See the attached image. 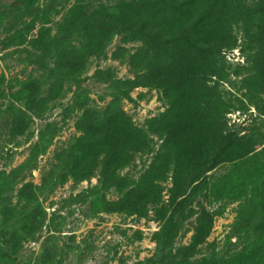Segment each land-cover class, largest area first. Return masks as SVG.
Instances as JSON below:
<instances>
[{
	"label": "rangeland",
	"instance_id": "rangeland-1",
	"mask_svg": "<svg viewBox=\"0 0 264 264\" xmlns=\"http://www.w3.org/2000/svg\"><path fill=\"white\" fill-rule=\"evenodd\" d=\"M90 3L95 4L96 12L90 16L95 29L103 21H120L122 13L128 23L129 11L144 10L140 0H0V243L15 264H36L37 260H44L39 264H153L160 255L157 237L178 226L172 257L180 259V247L191 242L195 216L181 222L174 208V170L169 169L162 181L158 180V171L153 177L155 185H159L154 190L161 192L160 202H149L152 194L144 192L147 187L141 188L146 186L147 172L148 181L155 174L150 165L161 144L160 137L146 128L162 125L155 120L150 124L149 120L163 114L170 103L158 88L135 82L128 55L142 41L122 24L118 26L121 32L113 34L101 53L88 56L84 65L80 64L84 56L80 55L88 46L84 15ZM153 8L151 4L147 10ZM244 17L252 25V20L260 18ZM261 24L264 25V17ZM236 37L239 46L226 51V62L232 70L244 68L217 85L221 102L229 104L225 110L228 112L220 115L238 136L256 138L264 136V116L246 93L244 82L259 70L255 51L246 49L250 44L245 42L244 32H238ZM243 43L246 48L241 49ZM154 45L160 49L167 46L159 40ZM197 95L194 91L195 98ZM194 96L182 104L179 116L185 119V136L195 141L198 138L193 134L209 139L206 131L209 123L214 125L213 107L223 104L206 92L199 100L208 101L210 106L198 107ZM111 100H118L132 126L144 128L153 141V150L128 154L125 164L114 167L111 180H107L101 175L99 160L103 155L98 157L99 165L92 164V157L100 146L108 147L110 141L117 148L121 143L107 133L108 129L104 134L90 129L84 115L87 108L103 110ZM194 116L201 122L195 124ZM79 122L87 131L79 128ZM191 143L186 146H195L192 167L215 180L233 164L243 168L264 163V143H258L244 158L232 153L231 161L225 163L212 157L208 144L202 152ZM85 154L88 166H93L90 177L85 176L86 170L83 177L79 173ZM182 187L189 189L184 182ZM252 191L251 184L242 185L243 202ZM208 193L206 189L199 191L185 209L202 204L208 210L223 207V212L213 217L210 234L198 251L188 257L190 264H264V245L248 244L264 233L259 208L254 209L255 213L251 211V217L247 210L244 217L248 227L239 229V200L209 205ZM34 214L43 216L41 227L35 230L29 227ZM19 239L21 246L17 245ZM246 245L248 252L244 253ZM236 255L239 259L234 260ZM0 264L13 263L0 260Z\"/></svg>",
	"mask_w": 264,
	"mask_h": 264
},
{
	"label": "trees",
	"instance_id": "trees-1",
	"mask_svg": "<svg viewBox=\"0 0 264 264\" xmlns=\"http://www.w3.org/2000/svg\"><path fill=\"white\" fill-rule=\"evenodd\" d=\"M140 1L143 3L144 10L129 11L128 14L131 18H129L128 23L125 20L126 15L122 13L120 21L113 19L108 20V22L103 21L96 29L92 27L95 21L90 17L96 12L95 4L90 3L85 7L84 16L87 19L88 46L87 49L84 48L85 50L80 55V57L84 55L80 64L83 66L88 56L101 53L113 34L121 32V28L118 27L121 24L127 32L132 33L136 39L142 41V45L134 53L128 55L129 63L136 75L135 82L138 85L158 88L165 100L170 103V106L159 117L149 120L150 124L153 120L157 124L160 122L162 125L159 128H146L147 131L151 130L152 133L154 132L160 137L161 144L150 165L155 174L148 181L147 172L144 179L146 186L141 188L147 187L144 192L150 191L152 194L153 199L149 202L161 201L160 189L154 190L155 186L159 188V185L158 183L155 185L153 177L158 171V177L161 178L158 180L162 181L169 169L172 168L174 170L172 186L175 187L177 193V196L175 195L177 198L173 199L176 200L174 208L178 210L181 222L195 216L191 242L180 247L179 250V254L183 256L177 259V256L173 258L171 254V247H173L174 240L180 230L178 226L173 232H166L163 237H157L160 255L152 262L153 264L166 262H169L167 264H190L188 257L194 255L198 251L199 245L205 242L211 232L213 217L223 212V207L208 210L202 204L198 208L188 207L185 209V206L189 205L191 199L199 191L206 189L209 192L208 194L211 196L208 201L209 205L211 202H218L223 205L228 203L227 201L239 200L236 208V220L239 229L248 227L244 217L247 210L250 212L248 214L251 217V211L255 213L254 209L259 208L264 220V179H262L264 178V163L260 162L258 165L256 163L254 165L247 164L243 168L233 164L226 173L222 174V177L218 175L215 180L210 175V177L207 176L204 173L205 171L199 172L197 167H192L194 161L192 155L195 146H193V149L186 146L188 142H192L191 144H197L199 146L198 150L203 152L207 149L208 144V147H211L212 157L216 158L218 163H225L231 161L232 153L236 152L239 154L238 157L244 158L253 150L254 146L258 143H264V136L261 134L256 138L251 137V135L238 136L227 127L220 114L221 112L223 114L228 112L225 110L228 109L229 104L221 102L217 86L221 80H228L231 73L234 72L238 75L241 69L244 68L229 69L230 66L227 64L225 56L227 50L239 46L236 34L243 31L246 35L245 42L250 45L246 48L244 47L245 43H243L240 48L244 47L255 51L256 66L259 70L249 80L246 79L244 87L246 93L248 92L251 97L249 98L254 100L258 113L264 116V25L261 24L264 17V0ZM151 4L155 8L152 11L147 10ZM244 15L250 20L255 19L257 15L260 18L252 20L254 23L252 25ZM134 21L137 23L134 24ZM157 40L160 43L163 41V44L167 46L162 49L155 47L154 44ZM75 58L73 57L74 60ZM74 60L73 62H75ZM247 61H250V59H247ZM209 81H213L214 84L208 86ZM194 91L198 94L196 98ZM206 92L223 104L222 106L213 107L214 125L209 123V128L206 131L210 138L193 134L195 138H198L196 141L193 138L187 139L183 124L185 119L179 117L180 112L183 111L182 104L187 103L194 96L198 107L202 105L208 108L210 106L208 101L199 100V97ZM84 118L88 121L90 129L94 128L99 133H103L108 129L107 133L110 132L111 136L119 139L121 143L120 147L117 148L110 141L108 147L103 148L100 146L92 157V164L94 165L96 162L99 165L98 157L103 155L99 160L101 175L105 176L107 180H111L110 178L115 170L114 167L125 164L126 161L124 160L128 159V154H147L153 150V141L147 137L144 128L132 126L126 113L120 109L118 100H111L103 110L90 111L88 108L85 109ZM192 119L195 124L197 121L201 122L196 116ZM7 122L10 123L11 120H7ZM78 126L87 131L81 122ZM186 141L188 142L185 143ZM118 155L123 156V158H119ZM92 169L93 166H88L87 155L85 154L82 167L79 170L80 176L83 177L86 170L85 176L90 177L93 173ZM148 171L152 172L151 169ZM224 175L229 177L232 175V177L228 179ZM183 182L189 186L187 191L182 187ZM245 183L251 184L253 191L251 197L243 202L245 195L242 192V185ZM29 221V227L34 230L38 229L43 223V216L38 217L34 214V217H31ZM21 242L22 240L19 239L17 245L21 246ZM248 244L253 247L264 245V233L254 237ZM247 245L243 248L244 253L248 252ZM166 259L168 261H165ZM237 259H239L238 255L234 256V260ZM0 260H9L15 264L11 254L1 243ZM43 261L37 260L36 264L43 263Z\"/></svg>",
	"mask_w": 264,
	"mask_h": 264
}]
</instances>
